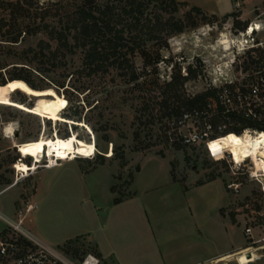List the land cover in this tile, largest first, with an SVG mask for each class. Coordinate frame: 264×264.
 <instances>
[{"label": "rangeland", "instance_id": "1", "mask_svg": "<svg viewBox=\"0 0 264 264\" xmlns=\"http://www.w3.org/2000/svg\"><path fill=\"white\" fill-rule=\"evenodd\" d=\"M74 1L0 0V81H6L13 74L26 76L28 73L21 71L25 70L22 68L47 69L48 72H33L26 78L38 89L51 88L64 97L67 107L63 115L81 120L80 124L74 123L77 128L70 133L68 126L60 120H50L49 124L47 119L0 105V187L17 184V187L10 186L8 189L15 188L1 194L0 205L3 208L0 207V212L6 216L7 212L16 211L17 219L18 213L24 214L26 206L31 205L33 211L25 215L23 228L28 232L42 229L46 235L55 236L60 240L59 244L48 242V245L62 248L65 254L79 261L88 253L95 254L85 237L97 219L101 220L108 214L110 191L117 194L119 200L131 199L128 187L140 166L141 172L133 187L137 192L136 198L121 208L129 213L142 208L143 221L132 216L134 223H128L120 231L129 243H138L139 249L134 253L142 257L154 256L155 259L159 255L162 261L159 237L170 234L175 223L181 221L175 213L181 208L176 204L182 201L188 202L191 213L196 221L202 223L204 232L216 230L212 225L214 214L211 204L213 199L219 198L226 203L220 214L228 217L234 227L229 233V242L234 246L240 245L242 250L208 264H264V242L251 246L243 234V229L251 226L254 239L262 236L264 192L261 184L264 185V178L258 177L256 181L249 177L253 168L249 161L236 168L225 153L219 155L211 146H208L209 151L203 146L169 147L159 134L160 126L171 118L170 111L176 110L179 114L189 110L185 99L213 89V79L223 74L222 71L227 73L231 70L240 78L242 74L264 70V0H232V16L214 18L193 12L190 6L180 5L173 17L187 24L194 22L195 26L167 38L166 45L148 43L146 59L136 53L132 59L139 74L136 81H129V76L116 69L107 73H89L80 50L75 53L61 51L49 63L48 55L34 59L38 42L46 41L47 37L42 30L30 35L31 18L37 17L36 24H40V17L48 15L45 22L59 28L58 21L65 14V7ZM165 1L145 0V4L149 2L145 14L149 17L162 14L167 18L168 13L159 7L161 3L165 5ZM234 22L239 29L234 27ZM249 27L254 32L248 38L245 33ZM17 36V43L10 42ZM223 41L226 43L221 44ZM253 42L254 45L251 44ZM51 45L54 48V43ZM251 47L253 49L246 51ZM51 63L57 67L51 68ZM188 68L196 71L197 76L178 90L180 100L177 101L173 92L166 90L165 84L176 72L186 76ZM166 99L165 106L162 102ZM7 100L28 107L33 104L31 97L20 92H15ZM211 108L214 109L213 106ZM76 110L77 116L74 115ZM210 115L215 135H220L225 128L242 127L237 117L228 120L217 118L213 110ZM263 117L264 113L261 120L255 122L264 125ZM8 126L12 130L11 135L4 133ZM67 132L69 137L75 136L86 144H94L96 153L57 163L60 167L54 173L41 175L40 181L45 186L33 197L36 181L32 174L20 179V173L14 169L20 160L26 165L33 161L29 157L22 158L17 147L41 138H61ZM45 164L47 157L37 164L36 170L40 171ZM169 167L173 180L185 188L212 180L219 182L213 184L211 190L194 191L184 196L170 183ZM112 177L114 185L109 191ZM37 183L40 186V182ZM230 183L239 186L238 193L227 189ZM18 195V202L13 204V197ZM41 215L46 216V221ZM0 229L7 230V225L1 220ZM246 247L256 251L244 250ZM249 253L248 259L246 254Z\"/></svg>", "mask_w": 264, "mask_h": 264}, {"label": "trees", "instance_id": "2", "mask_svg": "<svg viewBox=\"0 0 264 264\" xmlns=\"http://www.w3.org/2000/svg\"><path fill=\"white\" fill-rule=\"evenodd\" d=\"M148 3L145 4V0H76L65 7L67 9L64 16L58 21L60 23L59 28L50 26L45 22L48 15L40 17V24H36L37 17H32L30 35L34 36L42 30L47 37L46 41L40 40L38 42V51L34 53V59L48 55L47 60L49 63V60L54 61L61 51L63 53H75L76 50H80L83 53L84 65L89 73H107L110 69H116L120 70L123 75L129 76V81H136L139 74L135 71L132 61L136 53L146 59L149 54L146 48L148 43L166 45L167 38L182 34L187 28L195 26L194 22L187 24L183 20L173 17L180 5L188 6L185 3L166 0L165 5L163 3L159 4L161 11L168 13L167 18H164L162 14H153L152 17H149L147 13L145 14ZM191 11L202 16H208L196 7H191ZM209 17L214 18V16ZM234 27L239 29L237 22H234ZM18 37L11 38L12 41L10 42L17 43ZM52 43L55 45L54 48L51 45ZM45 51H48V54H44ZM40 61L42 60L40 59ZM50 65L51 68L57 67L52 63ZM22 69L25 70L21 71L28 73L26 76H21L20 73L13 74L6 81H0V86L14 80H22L32 89L43 90L34 86L26 77L33 72L40 73L49 70H43L39 67ZM196 76V71L191 70V68H188L186 76L176 72L171 80L165 84V88L168 92L172 91L173 96L179 101L178 90L188 80ZM166 101L167 99L162 102L165 106ZM185 102L189 110H202L208 104L216 110L220 108L216 91L213 89L206 90L193 98H186ZM65 110L66 108L61 111L60 117L65 120L62 123L68 126L71 133L77 128L74 123L80 124L81 120H73L71 116L63 115ZM78 114L76 110L74 115L77 116ZM176 115H178L176 110L170 111V117ZM237 120L242 127L230 129L231 132L228 133L233 137H238L244 128L264 132V125L240 118H237ZM46 121L50 124V120L47 119ZM68 137L69 133L67 132L66 136L61 138L67 139ZM136 171H138V168ZM120 201L116 198L113 203L118 204ZM94 253L96 254L95 250Z\"/></svg>", "mask_w": 264, "mask_h": 264}, {"label": "crops", "instance_id": "3", "mask_svg": "<svg viewBox=\"0 0 264 264\" xmlns=\"http://www.w3.org/2000/svg\"><path fill=\"white\" fill-rule=\"evenodd\" d=\"M180 3H185L190 7L199 8L203 13L209 16L224 17L232 13V0H175ZM67 162V161H66ZM170 164V163H169ZM60 167V164L53 168H43L40 171L30 172L28 176H33L36 183V192L33 195L35 197L37 191L44 188V183L40 181L41 175L47 173H54L56 169ZM141 172V167L139 166L138 171L134 174L133 179L128 187V191L131 192V199H123L118 204H114V199L117 198V194L112 193L110 190L114 185V178L112 177L109 186L110 200H109V210L108 214L103 215L97 222L93 229H90L85 237V241L89 243L96 252V257L103 264H208L214 260L221 259L225 256H231L242 249L240 245H231L228 236L234 229L232 223L228 217H224L220 214V209L224 208L226 203L221 202L219 198L213 199L212 212L214 214L213 227L216 230L208 232V230H203V225L191 213L189 204L187 201H182L177 206H180V211L176 212L175 215L181 218V221H177L174 225V229L170 234L159 237L158 245L163 250V259L157 255L156 259L154 256L142 257L138 256L135 251H138V243H129L122 235L120 231L128 223L133 224L132 216L136 219H144L142 213V208L136 209L135 212L129 213L128 210H121L128 201L136 198V193L133 191V187L136 178ZM169 181L177 187V191L184 196L192 194L194 191L201 190H211V186L219 180H212L204 184L199 185H189L182 186L180 183L173 180L171 176V167L168 169ZM27 176V177H28ZM22 179V178H21ZM18 182V181H17ZM40 182V186L39 183ZM16 185L12 183L7 187H0V196L5 192L10 186ZM39 186V187H38ZM13 187V188H15ZM13 188L8 189L11 190ZM144 195V194H143ZM146 195V193H145ZM13 204H16L19 200V195L13 197ZM212 200V199H211ZM175 206V205H174ZM2 207V205H0ZM129 207V206H127ZM3 208V207H2ZM132 207L131 209H133ZM189 211H187V210ZM16 212V211H15ZM15 212H7L5 217H11L14 220ZM173 214V213H172ZM43 219H46L45 215H41ZM41 217V218H42ZM10 219V218H9ZM2 221V220H1ZM46 221V220H45ZM3 222V221H2ZM141 222V221H140ZM4 223V222H3ZM33 225H31L32 227ZM212 227V228H213ZM5 229H0V233ZM31 235L42 242L43 244L49 246L48 242H53L54 244H59L60 240L52 235H46L42 229H34L30 231ZM63 239H61L62 241ZM67 240H65L62 245ZM220 241L221 243L219 244Z\"/></svg>", "mask_w": 264, "mask_h": 264}, {"label": "built area", "instance_id": "4", "mask_svg": "<svg viewBox=\"0 0 264 264\" xmlns=\"http://www.w3.org/2000/svg\"><path fill=\"white\" fill-rule=\"evenodd\" d=\"M250 28L245 33L248 38L254 32ZM251 44L254 45L255 42ZM249 49H253V47L247 48L246 51ZM234 62L235 59L232 63ZM222 73L224 76L219 74L214 77L212 82L213 89L218 91L216 93L220 107L218 110L212 109L210 104L202 110H185L176 116L166 119L160 126V138L169 147L203 146L208 150L209 140L218 136L212 132L210 120V112L212 113V110L216 112L217 118L222 117L225 120L231 117L252 122L261 120L260 116L264 113V70L256 71L252 74H242L240 78H237L231 70H228L227 73L222 71ZM230 129L225 128L220 132V135L231 132ZM245 131L255 132L254 129L244 128L239 134ZM224 153L230 158L231 163L236 168L244 166L249 161L236 162L231 159L227 152L222 154ZM249 177L256 181L258 178L253 171L249 172ZM261 187L264 192V185L261 184ZM227 189L238 193L239 186L230 183L227 185ZM29 207L31 205L26 206L24 214L19 212L18 218L14 221L5 216H0V220L7 225L6 232L0 233V264H100V260L95 254L88 253L77 261L65 254L62 248H51L35 239L30 232L23 228L22 223L23 218L27 214L26 212L29 211ZM243 234L251 246L264 242V225L261 228L262 236L260 239H254L251 226L245 227ZM246 249L256 251L252 247L244 248V250ZM249 255L251 253L246 254V257L249 258Z\"/></svg>", "mask_w": 264, "mask_h": 264}, {"label": "bare ground", "instance_id": "5", "mask_svg": "<svg viewBox=\"0 0 264 264\" xmlns=\"http://www.w3.org/2000/svg\"><path fill=\"white\" fill-rule=\"evenodd\" d=\"M257 28L255 29L257 30ZM250 30H253V28H250ZM223 43L226 42L223 41L221 44ZM15 92H20L31 97L32 106L28 107L22 103L7 100ZM0 105L15 107L48 120L65 121L60 117V113L66 108L67 101L51 88L35 90L22 80H14L4 86H0ZM11 132L12 130L9 126L4 130L5 135H11ZM208 146L217 150L219 155L227 152L233 161L244 162L245 160H249L253 166L252 171L259 178H264V132L255 130V132L250 133L245 131L238 135V137H233L229 133H226L209 140ZM17 148L22 158L29 157L33 161L31 165H26L20 160L14 165V169L20 173L19 175L22 178L27 176L28 173L36 171L37 164H40L45 157H47V164L43 168H53L58 166L57 163L61 161H74L77 157L85 158L96 153L94 144H86L75 136L68 137L67 139L60 137L53 139L41 138L21 144ZM32 211L33 207L31 206L26 213L29 214ZM0 216L3 215L0 213ZM23 221L24 218L22 223Z\"/></svg>", "mask_w": 264, "mask_h": 264}, {"label": "water", "instance_id": "6", "mask_svg": "<svg viewBox=\"0 0 264 264\" xmlns=\"http://www.w3.org/2000/svg\"><path fill=\"white\" fill-rule=\"evenodd\" d=\"M249 257V256H248Z\"/></svg>", "mask_w": 264, "mask_h": 264}]
</instances>
